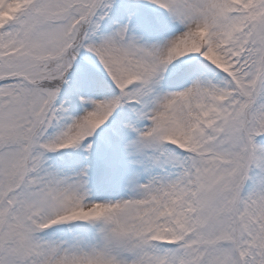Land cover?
Here are the masks:
<instances>
[{"label":"snow or ice","instance_id":"6c2138e0","mask_svg":"<svg viewBox=\"0 0 264 264\" xmlns=\"http://www.w3.org/2000/svg\"><path fill=\"white\" fill-rule=\"evenodd\" d=\"M0 264H264V0H0Z\"/></svg>","mask_w":264,"mask_h":264}]
</instances>
